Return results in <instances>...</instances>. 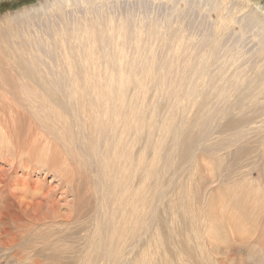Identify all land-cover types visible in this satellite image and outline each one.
<instances>
[{
    "label": "bare ground",
    "instance_id": "6f19581e",
    "mask_svg": "<svg viewBox=\"0 0 264 264\" xmlns=\"http://www.w3.org/2000/svg\"><path fill=\"white\" fill-rule=\"evenodd\" d=\"M118 1L44 0L40 7L49 15L42 26L44 36L32 35L29 30L35 11L26 10L21 29L3 26L11 31L8 37L0 38V264H33L36 257L31 248L33 243L22 247L20 238L30 236L31 241L43 242L44 237L50 236L48 231L64 234L66 230L71 233L75 223L81 227L82 219H72L80 204L82 171L89 179L86 190L90 189L94 197L100 192L101 206L95 203L100 206V212L90 214L82 223L84 234L77 233L78 237L73 238L77 264H82L83 259L84 264H163L164 261L171 264L169 255L161 249H166L167 241L176 238L171 234L164 236L165 222L176 237L175 232L183 231L187 243L194 241V255L192 252L185 255L189 264H218L213 254L219 248L212 237L227 241L228 245L217 243L225 251L229 252L225 248L230 247L233 252L232 243L243 247L253 234L256 264H264V216L253 209L250 212L251 206L247 212H233L235 209L213 212L211 221L218 222L214 228L220 225L225 234L222 237L213 229L211 238L208 219L199 210L188 218L180 210L169 214L146 212L154 199L160 202L167 195L162 185H172L173 178L166 185L164 181L169 170L194 161L199 151L213 153L218 149L221 143L208 141L210 132L215 131L210 127L217 119L219 133L228 132L226 137H220L222 141L227 139V143L239 141L243 148L247 146L249 132L264 137V41H259L256 52L263 61L259 59L261 63L247 66L248 72L242 73L237 63L241 51L222 55L221 40L216 35L233 25L231 7L227 6L232 0L204 1L207 11L215 14L216 23L214 36L205 35L201 39L199 36L198 42H193L194 38L186 33L184 20L179 23L180 17H172L176 14L174 0H167L172 6L169 12L152 17L126 11L115 14L111 9ZM233 1L237 11L250 9L242 15L238 26L241 34L250 24L264 30V8L258 0ZM14 18L5 21L15 22ZM224 67H232L233 71H222ZM148 83L154 85L155 94L147 108ZM180 98L187 104H179ZM171 103L177 104L179 115L166 120L160 108L167 109L164 104ZM189 105L193 108L191 118L184 115ZM154 127L161 136L151 141ZM173 156L177 161H173ZM222 157L216 156L218 166L224 164ZM40 172L43 177L37 175ZM231 172H225L220 184L229 180L240 179L243 184L255 180L249 173L241 177L231 176ZM50 173L63 183V201L56 198V190L45 182L44 176ZM182 185L177 188L176 197L184 188ZM260 187H254L253 191L259 188L263 193ZM217 189L220 192L221 188ZM209 190L201 197L203 210L207 207L215 210L214 205L218 204H212L215 199L209 198ZM221 206L218 204L219 209ZM158 207L161 206L156 204ZM63 209L69 211L68 219ZM34 229L37 231L32 237L33 233L28 232ZM178 239L180 236L173 247L179 251L185 242ZM60 247L55 248L58 255ZM179 253V258L184 257ZM179 261L186 264L184 259Z\"/></svg>",
    "mask_w": 264,
    "mask_h": 264
},
{
    "label": "rangeland",
    "instance_id": "374dc122",
    "mask_svg": "<svg viewBox=\"0 0 264 264\" xmlns=\"http://www.w3.org/2000/svg\"><path fill=\"white\" fill-rule=\"evenodd\" d=\"M43 1L44 0H0V27H1L0 38L8 37V35L10 34V31H11L12 28H14V29L20 28L21 29L25 25L24 24V19H25L26 15H27V11H32V12L35 11V12L32 13L34 15L35 19L34 18L31 19L30 26H29V30H30L31 34L32 35H36V36H38V35L39 36H44V33H43L44 32L43 31L44 27H42V26H44L43 22L45 21V19L48 18L49 15H48V12H46L42 7H40V5H42ZM187 1L174 0L175 7H176V11H175L176 14L174 16H172V17L173 18L176 17L177 19H179V17H180V19L178 20L179 23H181L182 20H184V21L186 19H190L191 20L190 22L186 20L185 21L186 25H185L184 21H183L182 24L185 27V29L187 30L186 33L189 32L188 33L189 36L191 38H194L193 42H198L205 35L206 36H210V37L214 36L213 33H214V27H215L214 23H216V16H215V14L212 11L211 12L209 10L207 11V9H208L207 7H204V6H206V5H204V4H206V2L204 3V1H206V0H196V2H195V0H187ZM258 1H259L260 5H262V7L264 8V0H258ZM166 3H168V4L166 5ZM235 3L236 2H234L232 0L231 3L229 5H227L228 7H231L230 14L233 15L232 17L234 18L233 21L231 22L233 25L230 24L231 26L228 27L230 30H228V28H227V29L223 30L222 32L216 33V35L218 34L217 37H218V39L221 40L220 43L222 45L220 47V50H221V54L222 55H226V53L233 52L235 50L241 51V53L243 55L240 54V57L238 58L237 63L240 66L239 68H240L241 72L245 73V72H248V70H249V69H246V68H248L250 66H253V65L257 64V63H261L259 61L262 60V59L258 58V55L256 54V52H257V49H259L258 48L259 47V41L260 40L264 41V30H259L258 27H255L254 25L250 24V26H246L245 29H247V30H244V33L241 34L240 31H239V27L238 26L241 25V21H242V18H243L242 15H246L250 9L247 7L243 11L241 10L242 12L241 11H237V9H235V6H233V5H235ZM137 6H138V9H137ZM171 7L172 6L170 5V1H167V0H158V1L157 0H132V1H130V0H119L118 2H116V4L113 3V6H112L111 10L113 12L115 11L114 12L115 14H118L117 11H119V13L120 12L125 13V11H126V12H134V13H136V15H138V14L139 15L149 14L152 17V16H162L166 12H169ZM183 7H184V9H183ZM185 7H188L189 9L185 8ZM190 7H191V9H190ZM196 8H201V9H199V11H198V9H196ZM178 10L179 11L182 10V11L179 12ZM233 10H234V14H233ZM245 10H246V12H245ZM23 11H26V12H23ZM186 13H187V15H186ZM14 16L16 17V18H14V19H16V21L7 24V22H6L7 19L12 18ZM181 16H182V18H181ZM184 17L186 19H184ZM38 18H39V20H38ZM194 18H195V20H194ZM5 19H6V21H5ZM41 21H42V24H41ZM188 22H189V25H188ZM3 26L11 27V29L7 30ZM187 26L189 28H187ZM40 33H42V35ZM194 34H195V36H194ZM199 36H201V37H199ZM192 44H194V43H192ZM223 51H224V53H222ZM219 54H220V52H219ZM221 54H220V56H221ZM163 55L165 56V54H163ZM242 66H244V68ZM222 71L232 72L233 68L232 67L231 68L224 67V68H222ZM147 88H148V91L145 94V96H146V107L148 108L149 107V102L153 101L152 100L153 98H151V97H153L154 94H155L154 93L155 92V88H154V85L152 83L147 85ZM178 103L179 104L182 103V105H185V104H187V101L185 99H181L180 98ZM164 105H165V108H167V109H163V106H162L160 108V110L162 109L161 110L162 113H163L162 115H164L163 116L164 118L166 117L165 118L166 120H168L170 117H172L174 115H179L178 109L176 107L177 104H175V103H171V105L168 104L169 107L167 106V104H164ZM184 109H185V107H184ZM184 109H183V111L185 113L186 110H184ZM186 109H187V107H186ZM161 111L159 112V115H161ZM171 113L172 114L174 113V114L172 115ZM189 113H190V115H189ZM162 115H161V118H162ZM184 115H187L186 117L190 116V118L193 117L192 116L193 115V108L191 110V106H190L187 109V112ZM164 118H162L161 121H164L165 120ZM217 121H219L218 124H216ZM213 123H214L215 127L212 124L211 127H210V130H212L211 128H213V129H215V131L212 130V132L214 131V134L212 132H210L212 135H210V138H208V141L209 142H214V140H215L219 144L221 143L217 147L218 149H216L213 153H209V152H206V151H201V152L197 151L198 153H196L194 161L183 162V163H181L179 165H176V169L175 170H169L167 172V175L165 174V176L167 177L164 180V181H166L165 185H166V183H168V181L171 178H173L174 180L172 182V185H169V186L166 185L165 186L166 188L162 185V188L167 190L166 191L167 195H165V196L162 195L163 197L160 198L161 199L160 202H158L157 199H154L152 201L153 204L151 206L150 205L148 206L146 212H150V211L151 212H164V214H169L171 212H175V211L176 212H180L181 211V212H183L184 217L188 218V217H190V215L193 214V212H197V210H199L200 212H203V214L205 215V220L208 219V221H207V224L209 223L208 224V227H209L208 231H211L209 236L214 233L213 229H215L216 231H218V234H221L222 237H223V235L225 234L223 232V227H221L220 225H217V227L214 228V224H217L218 222L215 221L216 223H214V221H211L212 220L211 217L213 218V212H224V211L225 212H232V210H234V209L235 210L233 212H247L249 210V206H251L250 207V209H251L250 212H252V209H253V211L256 212V213L262 212V214L264 216V202H263L264 201V196L262 195V194H264V187H263L264 186V171L262 169V168H264L263 167L264 166V137L261 138V134L258 135L256 132H254V134H249V133H251V132H249L247 134V136H246V141H245L247 143V146L245 145V147H243V148H245L248 151H245V149L243 150V148L241 147V143L239 141L227 143V139L224 140V138H223V141H222V139L220 137H226L228 135V132L226 131V133L225 132L224 133L223 132L219 133L221 131V129L216 127V125L218 126L220 124V120L217 119ZM216 132H218L219 134L216 133ZM257 135H258V138H256ZM160 136L161 135H160L159 131L156 129V127H154V129L152 130L151 136L149 138L151 139V141H156V139L158 140V137L160 139ZM218 136H219V138L221 140L218 138ZM252 136H254V138ZM247 137H248V139H247ZM240 147H241V150H240ZM242 150H243V152H242ZM244 151H245V153H244ZM229 152H230V154H229ZM240 152L242 153V155H241ZM234 153L236 154V156H235ZM227 154L229 155L228 156L229 158L226 156ZM237 155H238V157H237ZM147 156H148V154H147ZM150 156H151V152L149 153V157L148 158H150ZM216 156L217 157L218 156L225 157L224 164H222V162L220 161V165L222 164V166H218V163L216 162L217 161L216 160ZM196 157H197V159H196ZM172 159H173V161H177V158L175 160L174 156L172 157ZM228 159H230V160H228ZM253 160L256 162L257 165L256 164L254 165L255 162ZM191 162L193 164H191ZM209 162H210L211 165L209 164ZM231 162H233L234 164L237 163V164H235L236 167ZM198 163L200 165L199 168H198ZM232 164H233V166H232ZM245 165H247V166L245 167ZM5 166H7V165H5ZM196 167H197V169H196ZM229 167L230 168L234 167V168L233 169L231 168L232 169L231 170ZM218 168H219L220 171L218 170ZM235 168H236V170H235ZM238 168L240 170H238ZM242 169H245L247 171H244ZM227 170H228V172L232 171L231 172V176H238L239 175V176L242 177L243 174L249 173V177L251 179L255 178V180H251L252 181L251 183H245V184H243L242 183L243 181H241L240 179L236 180V182L232 181V180H229V182L223 183L225 185L224 186L223 184H220L219 180L223 179V176H224V174H225V172ZM211 171H212V173H209ZM260 171H261V173H260ZM234 172L236 173V175H235ZM81 174H82L81 175V178H82L81 182H83V184L81 185V190H80V194H81L80 195V202H79L80 204H78L77 208H75V211H77V210L78 211H77V214L75 215V217L72 219V221H74L76 219H79V220L82 219V221L85 222V220L89 216H91L90 214L93 215L95 212H100L101 203H99L100 202L99 198H100L101 194L98 191L95 194V197H94L93 194L91 193L90 189L86 190V188L88 189L89 179L87 178L85 172L82 171ZM191 174H192V176H191ZM219 174H220V177H218ZM37 175H40L41 177H43L42 176L43 173H41V172L38 173ZM51 175L52 174L50 173V174H46L44 176L45 182H47L51 186V188L56 190V198H60V200L63 201V199H62L63 195L62 194H63L64 190L61 187V186H63V183L60 182L59 178H54V177H52L53 175L52 176ZM211 175H212V177L214 175L212 181H211V179H212ZM33 177L37 178L36 175H34ZM191 177H193L194 179H192ZM191 179L194 182L190 181ZM253 181H254V183H253ZM86 182H87L88 185L86 184ZM255 183L258 184V185L256 184L257 187L261 186L262 189H263V193H262V191L258 188L261 191V192L259 191V195H260L259 197H257L258 196L257 195L258 189H257V191H253L254 187H255V189L257 188L256 186H254ZM187 184H189V186H191V187L187 186ZM217 184L219 185L218 189L221 188L219 190L220 192L215 191L217 189V186H218ZM181 185L184 186V188L181 189L179 195L176 197L177 188L179 186H181ZM246 186H247V188H245ZM249 186H251V187H249ZM211 187H212V189H211ZM249 188H251V189H249ZM184 189H186V190L184 191ZM207 189L211 190V191L209 190L210 191L209 198H212V200H213V198L215 199V200H213L214 203H212V204L213 205L215 203H218L219 205L221 204L222 206L220 207V209L218 207V204L217 205L215 204L214 205L215 206V210H213L212 208L210 209L207 206H206L207 208H205L203 210L204 205L202 204V198L201 197L203 196L204 191H206ZM239 190H240V192H239ZM188 191H189V193H187ZM248 191H249V193H248ZM250 191L254 192V194L256 192L255 196L257 198H255V196ZM86 192H88V194ZM246 192L249 195H247ZM181 193H182V195H181ZM89 194H90V196H89ZM194 194H196V196ZM250 194H252V196H254L253 198H255V199H253L252 196L249 197ZM92 196L96 200H94V199L91 200ZM181 196H183L185 199L184 200L180 199ZM194 196H195V198H194ZM211 196H213V197H211ZM240 197H242V199L243 198L244 199L242 200ZM198 198H199V200H198ZM174 200H176V201H174ZM216 200H217V202H215ZM228 200H229V202H228ZM207 201H208V199H207ZM90 202H91V204H90ZM221 202H223L224 204L221 203ZM259 202L260 203L263 202V203L258 204ZM95 203L96 204L99 203V205H100L99 208H98L97 205H95ZM179 203H181L182 205L179 204ZM226 203H228V204H226ZM243 203H245V205L248 204V206L246 205V208H244ZM61 204H63V202ZM156 204L158 206H161V207H158L156 209ZM230 204H231V206H230ZM193 205L195 207H193ZM224 206H226L227 208L224 207ZM228 207H229V209H228ZM239 207L241 209H243V210L239 209ZM87 208L88 209L91 208V209L88 210ZM184 208H186V209L184 210ZM254 208H255V210H254ZM221 209L224 210V211H222ZM246 209H247V211H245ZM186 211H189L188 212L189 214ZM62 213H64V215H66V218L68 219L67 215L70 214L69 211L67 209H63ZM210 214H212V215H210ZM100 218H102V217H100ZM103 221H104V219H103ZM262 221H264V219H262ZM83 222H81V221L79 222L81 227L78 226V223H75L76 226H74L72 228V230L69 229V230H71V233L68 230H66L64 234H62V233L61 234L60 233L53 234V233L48 231L46 233L49 234L50 236L44 237L43 240H45V241H43V242L31 241L30 240L31 239L30 236L27 239L20 238L19 242L21 241V246L22 247H23V244L24 245H32V243H33L31 248H33V252H35V255H36V257L33 258V264H53V263L54 264H60V263L61 264H77L76 260L74 259V256L77 257L76 255H78V252H76L77 251V248H76L77 246H74L73 238L84 234L85 230H84V224H82ZM164 225L165 226L163 227L162 230H163L164 236L166 238H167L166 235L171 234V236H174L176 239H177V237L180 236L181 239H178V240H180V241L183 240L185 242V244L184 243L181 244L180 248H179V251L184 255V257L182 256L181 258H179V255H180L179 251L175 250V248L173 247V244L176 241V239H171L169 243L167 241V243L165 244L166 246L165 245L164 246L166 247L168 252L166 251L165 248L161 249L162 252L163 253L165 252L167 255H169V259H170L171 264H179L180 263L179 260H181V262H182L183 259L185 260L186 264H189V263H187L185 255L187 254V252L188 253L192 252L191 254L194 255V250L192 248L194 246V241L187 243V241L183 238L184 237L183 231L175 232L176 235H177V237H176L175 234L166 227V225H168V222H165ZM183 225L186 226L187 223L184 222ZM262 226H264V223H263ZM36 231L37 230L34 229L33 231H29L28 234L33 233L31 235L33 237L34 234H35L34 232H36ZM44 232H45V230H43V232H40V233L43 234ZM77 233H78V236H75ZM61 236L63 237L62 238L63 240L60 242L59 239H61ZM210 238H211V236H210ZM253 238H254V234L247 240V243L243 247H240L237 243H232L233 252L231 251L230 247H227L225 249H229V252H228V251H225L223 249L224 246L220 245V243L219 244L217 243V242H221L223 244H227L228 245L227 241L225 243V241L224 240L222 241L220 238L216 239V237H212L211 238L212 242L216 243L218 248L221 250V251H219V249H218L219 252L217 251V253L213 254V257L217 260L218 264H256L257 252H256L255 244L254 245L252 244ZM22 240H24V241H22ZM217 240H219V241H217ZM44 242H46V245H44ZM237 242H239V241H237ZM57 245L59 247L61 246L60 248H58L61 251L60 255H58L59 254L58 250L55 249V248H57ZM227 245H225V246H227ZM18 248L22 250V248L20 246H18ZM176 252H178V253H176ZM218 253H219V255H217ZM71 256H72L73 260H71L72 258H69ZM212 260L213 259H211L210 261H212ZM165 262L166 261H164L163 264H165ZM84 263H85V260L83 259L82 260V264H84Z\"/></svg>",
    "mask_w": 264,
    "mask_h": 264
}]
</instances>
